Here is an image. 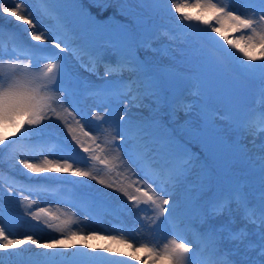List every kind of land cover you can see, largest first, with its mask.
<instances>
[{"label": "rangeland", "instance_id": "1", "mask_svg": "<svg viewBox=\"0 0 264 264\" xmlns=\"http://www.w3.org/2000/svg\"><path fill=\"white\" fill-rule=\"evenodd\" d=\"M90 1L85 0L84 7H89L91 13L106 14L105 16L109 17L101 21L96 17H92L89 12H84L82 6L80 7L76 4L54 11L49 9L50 7L47 4L41 3L40 0H24L22 8L36 24L37 30L49 37L65 31L69 32L75 40L76 34L72 33L71 29H76L78 32L81 27H84L104 39L115 30L122 29L125 26L129 29L133 27L132 23L127 20V18L132 19V17L126 11H121L126 6L114 2L106 11H102L95 6L93 0ZM16 2L18 0H7L9 5ZM213 2L245 17L252 16V7L247 0H213ZM193 3H195V0H157L156 6L151 12V17L155 16L157 23L161 22V24L156 28V24L151 23L150 32L157 30L156 35L152 38L147 37L145 43L150 44V46L137 48L134 55L140 62L153 70L176 68L183 72L184 69L177 63L179 56L175 49L186 48L189 44L199 48L217 62L218 70L228 86L226 95L221 98H214L209 103L214 104L222 113L230 110L231 116L229 118L217 116L218 119H212L208 115L205 116L201 112L202 108L206 112L204 102L196 95L197 89L191 81L186 90L177 86L173 90L174 99L169 103H167L166 95L168 89L165 87L161 93L159 105L151 104V108L155 109L154 113H150L148 109L141 110L134 106H128L127 115L136 118L140 115L148 116L151 114L160 121L163 131L174 136L182 144L189 140L193 141L196 148L203 147V145L193 138L190 134V129L193 126L203 125L206 120L213 122L216 132L226 148L235 150L238 156L241 157L233 160L226 167L218 169L221 172L219 173V178L222 180L223 185L218 186L216 191L223 192V187H225L227 188L225 191L228 192L230 186L241 189L243 202L238 203L234 200L232 215L235 219L229 225L231 229L236 231V218L245 222L247 215L260 214V205L262 197H264L258 194L260 186H264V180H262L259 170V158L264 155V151H262L264 149V130H259L257 123L252 118L257 115V112H252L253 110L248 109L249 105L254 106L255 102L252 101L256 100V108H261L262 112H264V101L256 97L257 91L252 85L238 78H233V76L230 77L226 65L197 42V40L200 41L197 33H202L227 48L226 42L217 33L212 32L203 24H198L199 30L195 31L194 28L197 25L193 26L190 23L188 25H180L181 22L186 20L182 13L176 11V5H191ZM183 11L192 16L200 15L205 19L210 18L208 13L201 12L196 7H187ZM30 31L31 29L26 24L22 25L11 17L0 15V40L3 38L8 42L5 46L0 45V54L3 56V59H0V74H6L11 71L8 65H31L29 57L18 56L10 46L17 44L19 48H31L33 46L34 48L47 50L50 53L54 51L51 48L50 41L44 45H38V42L32 41L29 35ZM222 31L230 38L233 36L239 38L243 35L246 39L248 35H251V32L247 31L233 33L231 28L227 26ZM257 31L264 33V25H257ZM189 38L191 41H188ZM76 44H79L78 40ZM241 47H244L243 42H241ZM231 50L232 56L228 64H233L234 62L236 65H238L237 63L252 65V67L247 69L255 72L259 71L255 75L261 78V70L259 68L261 60L258 59L255 62L247 61L237 49L231 48ZM252 54L259 57L260 49L257 47L252 50ZM64 57L69 62L68 68L77 79L68 75L63 69L59 77V87L69 89L72 94L65 97L62 92L51 89H46L41 93L47 98L50 107L54 109V111L48 112V116L51 119L46 118L42 125L34 128L26 126L15 136H13L16 131L14 125L0 124V133L3 136L10 137L13 141L12 143L5 141L8 147L5 148L2 157L3 160L5 159L3 167H0V226L4 227L11 238H23L26 235H32L33 238L39 239L41 242L62 239L73 231L81 234L100 233L105 236L115 235L118 239L105 240L103 245H99L92 243L89 240L91 238L82 240L81 236L78 235L71 241V244L76 247H57L44 250L38 249L36 245H32L29 242L24 245L25 247L22 245V249L20 247L9 249L7 252L0 253V256L4 257L6 264H124V262H127V264H162L160 259L164 256L166 248L171 246V242L173 240L184 241H180L171 235L166 225L165 217L159 215V210L147 198H142L140 201L132 203L116 190L121 186L128 187L132 185L137 176L143 177V172L127 161L123 151L117 152L115 149L109 148L113 141L112 137L106 135V131L114 133L115 129L109 127V124L118 122L119 116L125 113L124 101L131 99V95L120 100L109 101L108 106L111 108L108 114L109 124L101 123L105 106L96 98L86 95L85 90L79 87L78 84L80 82H88L100 85L103 80L97 77H103L104 71L102 69L97 70L96 74L86 71L85 65H90L87 55L73 57V55L65 53ZM116 59L117 57L112 54L111 49H103L104 61L110 62ZM45 62L52 61L42 60L41 69H43ZM91 67L90 65L89 68ZM56 71H53L52 79L47 81L53 88L56 87L54 83L57 80ZM129 78V73L127 72L120 74L119 77H108L109 80L120 79L124 82L129 81ZM96 112H99L100 116H95ZM165 122H169L168 125H165ZM69 124L75 129V134L81 141L95 149V155L109 162L107 166L97 160L90 159L91 154L82 152L79 146L71 139L72 133L68 130ZM85 132H88L89 135L86 136ZM90 136L96 137V143L100 145L99 148L92 143ZM119 143L123 144V142ZM0 147H3V145H0ZM196 148L194 155L199 154L200 159L203 160L202 153ZM42 152L52 153L50 158L58 155L70 156L76 161L74 167H81L82 170L91 171L99 179H104L106 184L113 183L114 188L100 185L98 180H93L90 177L78 178L70 174L56 175L51 173H46V178H41V183L38 185L33 182L30 174L27 175L25 181L32 183V187L36 186V191L25 190L22 187V183H20V187L17 186L16 178H21L27 173V170H24L18 164L19 159L23 158L30 160V162L41 163L43 156L40 153ZM117 156H120V159H117ZM33 157L35 158L33 159ZM241 175L250 177L252 182L240 183L239 177H242ZM63 178L71 181L59 182ZM194 180V176L190 177L184 186L176 190L177 195L183 198L186 193L190 192L191 184L194 183ZM215 182L216 177L214 176V185ZM74 183H79L82 187L98 194L106 199V203L97 201L95 197L85 198L80 196L75 190ZM145 184L149 189L153 190L155 196L161 195L160 192L155 191L156 186L154 187L153 184L147 181H145ZM159 184V181H157V185ZM55 188L59 192L66 191L71 193L72 197L68 200L61 199L59 193L54 192ZM128 190L133 195H137L134 187ZM76 198L83 200L81 206L75 203ZM208 200L209 195L205 193L201 195L199 203L204 205ZM41 207L46 208L48 212L58 217V219L50 220L47 216L41 214L37 221L33 214ZM193 216L200 219L195 210L187 217H178L182 220L180 226L186 234L185 241L188 242H190L189 236H192V234L186 227L185 221ZM65 221L67 222L66 228L62 227ZM115 222L120 223L124 228L126 227V230L121 232L120 229L115 227ZM254 228L258 229L256 225H254ZM231 232L229 229L224 232L215 251L208 248L214 260L218 259V252L222 247L228 248L234 259L239 260V254L235 252L236 246L234 245L236 244L231 240ZM245 236V243H251V238L248 235ZM96 238H93V241H96ZM125 242L131 243L133 247L128 248ZM134 245L137 246L135 247ZM143 245L153 249L154 252L150 254L151 259L143 258V254L137 250ZM98 249L100 252H97ZM241 251H243V247H241ZM120 253H124V255L121 256ZM157 255H160L159 259L156 258ZM251 256L255 258L254 252L251 253Z\"/></svg>", "mask_w": 264, "mask_h": 264}, {"label": "snow or ice", "instance_id": "2", "mask_svg": "<svg viewBox=\"0 0 264 264\" xmlns=\"http://www.w3.org/2000/svg\"><path fill=\"white\" fill-rule=\"evenodd\" d=\"M23 2L24 0H18V2L9 5L7 0H0V15L11 17L22 25L26 24L31 29L29 35L32 41L38 42V45H44L50 41L51 48L58 50V52L43 58L44 61H52L45 62L43 69L40 67L41 60L33 57L31 65H8L11 71L0 74V124L14 125L16 131L13 136H15L26 126L34 128L42 125L46 118L51 119L48 112L54 111V109L50 107L47 98L41 93L46 89H51L62 92L65 97L72 94L69 89L59 87V77L63 72V60L65 59L61 54L69 53L73 57L87 55L92 67L89 68L88 65H85V70L91 71L93 74H96V66L103 63L105 65L104 75L97 77L102 79L103 83L94 85L88 82H80L78 86L85 90L86 95L96 98L105 106L104 117L101 119L103 124H109L108 114L111 108L108 106V102L114 99L127 98L131 95V99L124 101L125 113L119 116L118 122L109 124V127L115 129L114 133L106 131V135L112 137L113 141L109 148L115 149L117 152L123 151L127 161L143 172V177L137 176L132 185L121 186L116 190L132 203L147 198L159 210V215L165 218L187 217L195 210L205 229L208 248L215 251L224 232L228 230L229 225L235 219L232 215L234 200L238 203L243 201L238 193L235 196L222 192L213 193L214 174L218 169L226 167L233 160L241 157L235 150L226 148L210 120H206L201 126H193L190 129L193 138L203 145L204 159L201 160L199 154H192L174 136L163 131L160 121L153 115H140L134 118L127 115V108L134 106L141 110L148 109L150 113H154L155 109L151 108V104L159 105L164 88L172 86L182 79L193 83L197 89L196 95L200 97L206 107L214 98H221L227 93L228 86L218 70L217 62L191 44L186 48L175 49L179 56L177 63L184 69L183 72L176 68L153 70L136 58L134 52L137 48L150 46L145 41L150 35L151 12L156 6L157 0H93L95 6L102 11H106L114 2L126 6L121 11H126L132 17L133 27L129 29L125 26L115 30L104 39L84 27H81L78 32L76 29H71L72 33L76 34L75 40L69 32L65 31H61L53 37L39 32L36 24L22 8ZM40 2L47 4L54 11H58L61 7L75 5V0H40ZM247 2L252 7L251 17H245L226 7L219 6L213 0H195V3L191 5L178 4L176 11L182 13L185 20L203 24L212 32L217 33L229 48L237 49L247 61L261 60L262 62L259 64L260 75L261 79L264 80V33L257 31V25H264V0H247ZM187 7H196L201 12L208 13L210 18L205 19L200 15L192 16L183 11ZM226 26L231 28L233 33L247 31L251 32V35H248L246 39L243 35L239 38L234 36L230 38L222 31ZM77 40L79 44H76ZM181 42L186 43L185 41ZM241 42H243L244 47H241ZM257 47L260 49L259 57L252 54V50ZM104 48L111 49L112 54L117 57L115 62L103 60ZM28 52L31 56V50ZM0 59H3L2 54H0ZM244 66L246 68L252 67V65L247 64ZM54 70H57L55 88L47 83L52 79ZM124 72L129 73L130 78L127 82L120 79H108L110 76L119 77ZM201 112L205 116L207 115L203 108ZM95 116H100V113L96 112ZM68 130L72 133L71 139L83 153L91 154L90 159L97 160L105 166L108 165L107 160L95 155L94 148L87 146L79 139L75 134V129L70 124ZM84 134L89 135L88 132ZM90 139L97 148L100 147L96 143L95 136H90ZM5 141L13 142L10 137L0 133V145H3L0 147V167H3L2 157L5 148L8 147ZM119 142H123V144L121 145ZM40 154L43 156L41 163L30 162V160L23 158L18 161V164L27 170L26 175L30 174L33 182L37 184L41 183V178H46V173H51L56 175L70 174L78 178L90 177L93 180H98L100 185L114 188L113 183L106 184L104 179H99L91 171L74 167L76 161L70 156L58 155L50 158L52 153L42 152ZM116 158L120 159V156ZM259 170L262 180H264V155L259 158ZM193 176L195 180L191 184V191L181 198L177 195L176 190L184 186ZM145 181L155 185V191L160 192L161 195L155 196L153 190L146 186ZM157 181H161L163 186L157 185ZM132 187H134L137 195L129 192L128 189ZM205 193L209 195V200L206 204L201 205L199 199ZM41 214L50 220L58 219L43 207L39 208L33 215L38 221ZM245 220L246 223L254 224L259 228V243H245V230L231 232V240L236 244V252L240 257L239 260H233L231 264H264V197H262L259 216L247 215ZM62 227H67L66 221ZM78 235L81 236L82 240H87L90 236L98 235V233L81 234L73 231L62 239L41 242L39 239L33 238L32 235H26L23 238H11L4 227L0 226V253L19 248L29 242L44 249L76 247L71 244V241ZM105 238L118 239L115 235ZM127 247L132 248L133 245L127 243ZM241 247H243V251H241ZM252 252L256 253L255 258L251 256ZM199 254L198 244L173 240L163 255L170 264H197ZM120 255L123 256L124 253H120ZM156 258L159 259L160 256L157 255ZM0 264H6L3 256H0Z\"/></svg>", "mask_w": 264, "mask_h": 264}, {"label": "bare ground", "instance_id": "3", "mask_svg": "<svg viewBox=\"0 0 264 264\" xmlns=\"http://www.w3.org/2000/svg\"><path fill=\"white\" fill-rule=\"evenodd\" d=\"M83 60V59H82ZM84 65V64H83ZM88 65V64H87ZM90 66V65H89ZM100 67L101 68H103V69H105V65L103 64V63H101V65H100ZM254 123V122H253ZM154 187H155V185H154ZM251 213V212H250ZM259 229V228H258ZM195 232L197 233L198 232V230H195ZM134 233V232H133ZM86 234V233H85ZM88 234V233H87ZM95 237H97L96 238V241H93V238H95ZM105 237H108V236H105V235H103V234H100V233H98V235H95V236H90L89 238H91V239H89V240H91V242L92 243H94V244H99V245H103L104 244V241L106 240V241H108V240H110V239H107V238H105ZM122 242V241H121ZM144 242V241H143ZM251 242V241H250ZM140 244V243H139ZM143 244H147V243H143ZM142 245V244H141ZM150 245V244H149ZM135 246V245H134ZM137 246V245H136ZM135 246V247H136ZM234 246H236V245H234ZM23 247H25L24 245H23ZM37 247V246H36ZM21 248V247H20ZM38 249H40L39 247H37ZM160 248V247H159ZM22 249V248H21ZM37 249V250H38ZM41 249H43L44 250V248H41ZM155 249V248H154ZM24 250V249H23ZM139 252H141L142 254H143V258H148V259H151V256H150V254H149V252H151V253H153L154 251H153V249L152 248H150V247H148L147 245H143V246H141L140 248H138L137 249ZM157 250V249H156ZM158 251V250H157ZM162 251V250H161ZM234 251V250H233ZM97 252H100V250L98 249V251ZM236 252V251H235ZM132 254V253H131ZM136 254V253H135ZM159 254V253H158ZM161 255V254H160ZM159 255V256H160ZM139 256V255H138ZM35 257V256H34ZM141 257V256H140ZM133 258H135V257H133ZM153 258H154V256H153ZM156 259V258H155ZM153 261H154V259H152ZM161 260V263L162 264H170V262L168 261V259L167 258H165L164 256H162V259H160ZM152 261V262H153Z\"/></svg>", "mask_w": 264, "mask_h": 264}, {"label": "trees", "instance_id": "4", "mask_svg": "<svg viewBox=\"0 0 264 264\" xmlns=\"http://www.w3.org/2000/svg\"><path fill=\"white\" fill-rule=\"evenodd\" d=\"M75 4H76V5H79V6L81 7L82 4H83V2L78 0L77 2L75 1ZM61 8H62V7H61ZM157 13H158V12H157ZM156 20H157V18H156L155 16H154V17H151V23H155V24H156V27H157L158 24H157V21H156ZM193 22H194V21H193ZM155 32H156V31H155ZM155 32H152V33H150V34L153 35ZM180 81H183V82L186 83V82H188L189 80L182 79V80H180Z\"/></svg>", "mask_w": 264, "mask_h": 264}]
</instances>
